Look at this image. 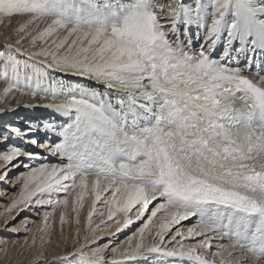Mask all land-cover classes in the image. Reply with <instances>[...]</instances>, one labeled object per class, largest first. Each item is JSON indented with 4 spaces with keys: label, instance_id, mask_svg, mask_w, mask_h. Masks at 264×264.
Returning a JSON list of instances; mask_svg holds the SVG:
<instances>
[{
    "label": "snow or ice",
    "instance_id": "obj_1",
    "mask_svg": "<svg viewBox=\"0 0 264 264\" xmlns=\"http://www.w3.org/2000/svg\"><path fill=\"white\" fill-rule=\"evenodd\" d=\"M14 18L0 98L46 99L24 107L63 122L0 130V202L46 211L41 253L56 210L63 232L89 204L85 244L51 264H264V0H0Z\"/></svg>",
    "mask_w": 264,
    "mask_h": 264
},
{
    "label": "bare ground",
    "instance_id": "obj_2",
    "mask_svg": "<svg viewBox=\"0 0 264 264\" xmlns=\"http://www.w3.org/2000/svg\"><path fill=\"white\" fill-rule=\"evenodd\" d=\"M20 22H22V21H20ZM5 24H7V21H5ZM18 26H19V22L15 18L13 19L12 25L10 27H8L6 30H5V26L3 24H0V41L3 40V33L5 31H7V33H11L13 31V29L18 27ZM41 27H43V25H41ZM39 46L40 45H38L37 47H39ZM35 50L36 49H34V48L28 49V51H35ZM53 75L56 76V74H53ZM3 87H5V85L4 84H0V91H2ZM97 90H100V89H97ZM28 96L29 95H27V94L21 96L20 93H15L14 98L12 96H10L8 98H0V104L2 102L8 101V100L14 101L18 97H20V98L21 97L28 98ZM22 111L30 112V114H24V115L16 114V115H13L12 117L8 118L5 121H0V130L4 129L5 127H7L8 125H11V124H12V126H15V127L21 126V128L23 126L22 123L27 125V126H23L24 128L28 127L29 124H31L32 127L35 128L36 125L44 124V123H47L49 121H55V123H57V124L63 122V120L59 116V114H55L52 110L46 109V108H42V107H39L38 109L35 108V109H27V110L26 109H22V108L19 107V108H16L14 110H11V113L14 114V113H17V112H22ZM49 137L51 138V140L53 142L56 140V137L52 136L51 134H49ZM43 138H44V133H43V131H41L40 139H43ZM43 156L45 157L44 159H41L40 161H34L33 163L39 164V163H58L59 162L58 158L49 156L47 153H43ZM0 167H2V165H0ZM20 169H22V167L19 168V169H14V170L16 172H23ZM14 170L10 174L13 177H15L17 175V174H14L15 173ZM6 187L7 186L5 185L4 187H2L0 189V195L4 194V189ZM17 191H18V189L17 190L16 189H10L8 191V193H7V201H8V203L11 202L12 198L16 195ZM7 206H8L7 203L0 202V209H2L3 211L6 210ZM88 208H89V204L86 203L84 209L80 213V224L77 225L75 223V214L72 213L71 206H70L68 211H67V214H66L67 222L63 225V232H61V224H60V211L61 210L58 208L56 210V213H55L53 219H52V223H51L50 228H49V234L45 235L46 247H44L43 251H45V249H47V250L49 249L50 250L51 248H53L52 255L57 256L56 254H61L62 252L64 254L65 249L68 248V247L75 246L78 243H79L78 247H80V245H82V244H85V239H84L85 238V234L89 235V233L86 231V228H87V222L86 221H87ZM104 210L106 212V209H104ZM3 211H2V213H3ZM30 212H32V211L29 210V213ZM46 214H47L46 211L42 213L41 220L34 226V228L32 230V233L29 236V240H28V242H27V244H26V246L24 248L25 251L28 249L29 243H30L31 238H32V235H35L36 236L35 237V245H34V248L32 247L34 250H33L32 254L30 255L31 257L29 258V260L33 259V261H36L37 259L36 260L34 259V258H37V257H35V255L38 256L41 253V250H40L41 249V239H40L41 233H40V229H42L43 226H44V216ZM10 216L13 217V215H11V214H10ZM29 218H31V217L25 216V219L21 222V225H20L21 229L26 224H29V226H30V224H31L30 221H32V220L28 221ZM101 219H102L101 217L95 218L93 226H95V224H99ZM184 223L189 224V226H191L189 222H184ZM77 227L79 228V239H76ZM117 227L118 226L116 224H113V226H111V228L106 230V232L104 234L98 233V236L104 235V236L108 237L110 233H115L116 232V228ZM68 229H71L73 231L69 235H67V233H66V230H68ZM33 233H35V234H33ZM21 234H22V232L19 233V235H18L17 239H15V241H8V244H11V242H14V243L16 242L14 244L15 245L14 251H13L14 253L18 251V247L22 246V242H24V240L22 238L18 239ZM14 235L17 236V234H14ZM49 235H50V239H49ZM21 237H22V235H21ZM65 237H67L66 241H65ZM0 239H1V237H0ZM73 239L77 240L79 242L75 243V245H74V244H72L73 243L72 242ZM116 240L117 239L115 238L113 243H115ZM125 240H126V238L123 239V242ZM49 242H51V243H49ZM123 242H122V244H123ZM63 243H64L65 246H63V245L58 246L59 244H63ZM89 243H90V241H89ZM107 243H108V239H107V241L104 244L106 245ZM105 245H103V246L105 247ZM78 247H76V248H78ZM56 248H58L60 250L57 251L56 254H55L54 251H55ZM103 250H105V248ZM103 250H102V252H104ZM50 252H51V250H50ZM105 252H107V254H106L107 257L111 256L110 252H108V251H105ZM49 259L52 260L51 258H49ZM13 260H14V258H13ZM145 264H173V261H172L171 258H168V257L157 256V257H150L149 260L147 262H145Z\"/></svg>",
    "mask_w": 264,
    "mask_h": 264
},
{
    "label": "rangeland",
    "instance_id": "obj_3",
    "mask_svg": "<svg viewBox=\"0 0 264 264\" xmlns=\"http://www.w3.org/2000/svg\"><path fill=\"white\" fill-rule=\"evenodd\" d=\"M0 84H4V83L2 81H0ZM48 102L49 101L46 100V99H40L39 97H36V98L33 99L30 96H28V98H25V97H21L20 98V97H18L14 101L8 100V101H5V102H2L0 104V108H6V111L4 113H0V121H5L8 118H10V117H12L13 115H16V114H21V115L30 114V112H25V111L17 112V113H14L13 114V113H11V110L12 109H16V108H19V107L22 108V109H26V110L27 109H35V108L38 109L39 107L26 108V107H24V105H26V104H31V105L40 104V105H43V104H46ZM42 108H44V107H42ZM62 120H63V118H62ZM22 125L23 126H27L26 124H23V123H22ZM23 126H22V128H24ZM19 128H21V126H19ZM43 139H45V136H44ZM34 150L35 151H39V149L38 150L37 149H34ZM20 170L24 171L23 168L20 169ZM14 172H15L14 174H17L18 173L15 170H14ZM4 186H5L4 184H0V189L2 187H4ZM2 211L3 210L0 209V235H1L0 236L1 237L0 242L6 240L7 247L9 249V252L6 254L3 251V249H0V264H17V261H19V264H39L38 258H42L43 264H51V262L53 260V257L69 256L72 252L75 251V248L78 247V245H79V243H78L79 241L73 239L72 240V242H73L72 244H74V245H75V243H78V244L75 245V246H71V247L66 248L65 251H64V254H63V252L61 254H56V252L60 250V249L56 248L55 251H54V253L57 256H54V255H52L53 248L50 249L51 252H50L49 249L48 250L45 249V251H43V253H40L38 256L35 255V257H37V258H34L35 260L37 259L36 261H33V259L32 260H29V258L31 257L30 255L32 254V252L34 250L33 249L34 248V246H33V237L35 238L36 237L35 235H32L31 241L29 243V247L27 249L29 251V248H31V254L28 255L27 254L28 251L27 250L25 251L24 248H25V246H26V244H27V242L29 240V236L31 235L34 226L41 220L42 213L45 212V211H42L41 214L38 217L35 216V214H34L33 211L30 212V213H29V211H23V212L20 213L19 216H17L16 212L13 211L11 213V215L16 216V219L15 220H13L10 215L5 214V210L3 211V213H2ZM25 216L31 217V218H29L28 221L32 220V221H34V223H31L30 224L29 230H28L27 233L22 232V234H21L22 237L20 235V237L18 238V239L22 238L24 240V242H22L23 241L22 240L21 241L22 242V246H19L20 248L18 247V250L19 249H23V252L20 255H17L16 254L17 252H15V253L13 252L14 251V247H15L14 244L16 242L15 243L14 242H11V244H8V241H15V239H17L18 235L15 236L14 235L15 233L12 231V229L13 228H15V229H21L20 228L21 227L20 225H21V222L25 219ZM97 217H94V219L97 218ZM6 221L9 222V230H7V231L4 230V228H5V222ZM113 224H111V226H113ZM134 231H136L135 226L133 228H131V229L124 230V232H122L121 234H119L118 237H116L117 240L115 241V243L118 241V242H120L122 244L123 239H125L127 235H130ZM72 232L73 231L71 229L66 230L67 235L71 234ZM105 232H102V234H104ZM33 234H35V233H33ZM86 235L87 234H85V236ZM102 237H104L105 239L99 241L100 254H103V255H105L107 257V255H106L107 252H105V250H103L105 248L103 245H105L104 243L107 241V238L108 237L107 236H104V235H102ZM49 243H51V242H49ZM61 245L65 246L64 243L63 244H59L58 246H61ZM102 250L104 252H102ZM13 258H14V260H13ZM49 258H51L52 260H50ZM73 264H74V262H73Z\"/></svg>",
    "mask_w": 264,
    "mask_h": 264
}]
</instances>
